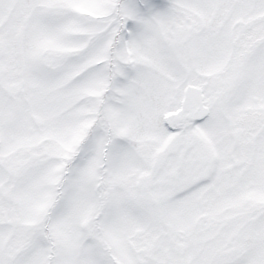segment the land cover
<instances>
[{"label": "snow or ice", "instance_id": "6c2138e0", "mask_svg": "<svg viewBox=\"0 0 264 264\" xmlns=\"http://www.w3.org/2000/svg\"><path fill=\"white\" fill-rule=\"evenodd\" d=\"M0 264H264V0H0Z\"/></svg>", "mask_w": 264, "mask_h": 264}]
</instances>
